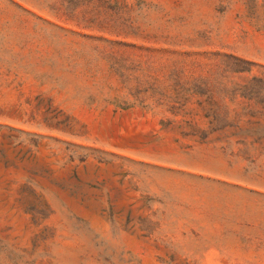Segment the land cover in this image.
Returning <instances> with one entry per match:
<instances>
[{
	"label": "rangeland",
	"instance_id": "374dc122",
	"mask_svg": "<svg viewBox=\"0 0 264 264\" xmlns=\"http://www.w3.org/2000/svg\"><path fill=\"white\" fill-rule=\"evenodd\" d=\"M0 264H264V0H0Z\"/></svg>",
	"mask_w": 264,
	"mask_h": 264
}]
</instances>
